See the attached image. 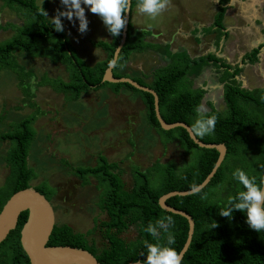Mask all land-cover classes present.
Wrapping results in <instances>:
<instances>
[{"label":"trees","instance_id":"1","mask_svg":"<svg viewBox=\"0 0 264 264\" xmlns=\"http://www.w3.org/2000/svg\"><path fill=\"white\" fill-rule=\"evenodd\" d=\"M1 3L24 16L23 23L9 39L0 42V69H6L18 80L20 90L27 89L28 78L32 70L18 65L16 53L30 58H44L50 63L64 67L68 81L58 80L53 87L59 93L68 94L67 100L74 102L87 90H98L109 86L112 93L120 89L138 93L144 107L146 124L159 136L162 144L176 141L179 147L190 153V159L184 166L154 162L147 171H133L132 187L124 189V184L116 171L117 164L108 162L102 155L97 156L92 167H76L73 174L87 182L94 178L101 188L96 206L106 216L98 224L104 245L96 247L93 241L86 239V233L73 232L67 225H54L46 246H67L87 251L99 264H128L146 259L144 241L157 243L149 233L144 231L149 223L155 224L161 217L171 216L174 226L170 228L175 242L170 247L180 252L187 236L185 218L162 210L157 200L160 196L177 191H188L198 186L210 173L218 153L214 149L200 148L192 142L183 128L177 127L168 131L160 128L153 110L151 94L137 90L126 83L110 84L101 82L104 70L112 60V54L119 44L120 36L110 42L95 41L92 45L101 50L104 60L87 66L80 60L74 48L68 42L64 32H56L51 20L39 14L42 6L36 0H0ZM137 0H131V9ZM224 9L218 8L212 26L218 30L223 27L221 20ZM63 22V19H62ZM147 32H131L127 25L125 42L122 45L115 66L112 69L114 78H129L138 85L152 90L157 97L160 118L167 124L183 123L190 128L197 118L196 108L204 94L202 89H192L187 81L188 74H197L203 66L212 65L222 69L220 82L223 84L222 102L224 110L218 112L210 107L209 115L217 116L215 131L211 135L195 138L204 144H223L225 155L208 183L198 192L173 196L165 204L188 215L193 222L190 242L182 255V264H264V231L256 232L246 223V213L235 210L231 218L222 217L219 211L228 206L230 198L244 190L233 177L236 169L243 170L250 178L254 177L259 184L264 179V138L258 140L254 134H264V90H244L236 83L234 77L239 68L230 69L211 54L196 59H189L185 53L172 55L166 47L143 42ZM155 50L165 55L169 63L157 68L151 74V82L144 83L140 78L128 77L117 73L119 63H125L131 52ZM165 49V52H162ZM162 50V51H161ZM168 51V52H167ZM258 49L252 50L240 62L246 59L252 63ZM50 83V82H49ZM40 84H46L44 78ZM28 98L26 91L22 93ZM29 96L28 102L32 104ZM39 114L38 112H36ZM36 114V115H37ZM36 115H29L20 120L5 133L0 134V141L8 142L9 148L4 155L8 174L0 186V209L5 201L15 192L26 189L34 178V173L26 165L28 148L34 139L31 123ZM2 116H0V121ZM35 191L50 201L53 191L45 184L32 186ZM26 219V212L19 214L15 228L0 243V264H29L19 244V231ZM218 226L212 228L213 224ZM132 227L136 231L133 240L125 242L121 234ZM159 243L167 244V233L161 230ZM141 253H144L141 255Z\"/></svg>","mask_w":264,"mask_h":264},{"label":"rangeland","instance_id":"2","mask_svg":"<svg viewBox=\"0 0 264 264\" xmlns=\"http://www.w3.org/2000/svg\"><path fill=\"white\" fill-rule=\"evenodd\" d=\"M43 2L47 3L48 20L58 8L63 10L60 0H36L38 6ZM172 10L177 12L176 7H168L155 20L142 14L136 20L143 26L154 25L161 35L166 33L164 36L167 37L178 20L175 18L177 14ZM85 12L89 30L83 35L77 31L78 20L74 27L66 18L62 19L64 34L77 57L91 67L105 58L104 53L92 43H108L110 36L98 16L87 8ZM23 19L20 11L0 2V42L11 38L24 22ZM135 23L137 22L131 20L130 24ZM144 40L152 43L159 41L156 34L154 38H143ZM162 50L166 53L165 49ZM139 53L131 52L125 63H119L117 73L140 78L149 84L153 70L163 67L167 61L156 52ZM15 59L18 65L32 70L33 76L26 80L27 89L24 91L28 94L27 98L22 94L24 91L20 90L22 86L19 87L16 76L6 69H0V134L9 131L24 117L39 113L30 125L34 132L26 158L27 167L34 173L30 186L45 184L54 192L50 202L56 225L64 224L73 232L86 233L88 241L101 247L104 241L98 224L106 220V216L96 206L101 188L94 178L89 177L87 182L82 183L72 170L76 167H92L97 156L102 155L108 162L117 164L116 171H119L124 189L129 190L135 169L139 172L147 171L154 162L171 163L180 168L187 164L190 153H185L175 140L161 143L162 139L146 124L144 107L138 93L120 89L114 94L106 85L98 90H87L78 100L70 102L66 98L68 94L49 87L58 80L68 81L67 72L62 65L20 53H16ZM208 70L211 77H217L213 69ZM191 75L188 74L187 81L192 80ZM42 78L46 84H40ZM200 83L201 79L193 81L192 86ZM31 95L33 105L28 102ZM206 101H211V107L216 111L224 110L219 98L209 92L200 103L209 112ZM253 136L258 140L264 138V134L260 133ZM9 145L6 141H0V186L8 174L3 159ZM135 236L136 231L132 227L121 234L125 242L133 240Z\"/></svg>","mask_w":264,"mask_h":264},{"label":"crops","instance_id":"3","mask_svg":"<svg viewBox=\"0 0 264 264\" xmlns=\"http://www.w3.org/2000/svg\"><path fill=\"white\" fill-rule=\"evenodd\" d=\"M169 7L177 8V12L172 11L177 14L175 18L178 20L167 37L164 36L166 33L161 35L154 25H140L136 20L139 15L136 6L129 14L128 24L131 30L147 32L145 39L154 38L156 34V39L159 40L157 43L148 40L143 42L166 47L172 55L183 52L189 59H196L211 54L230 68L229 73L234 68L240 69L239 74L234 77L240 88L248 91L264 90V0H171ZM221 7L224 9L220 22L223 28L218 30L212 23ZM131 20L137 23L131 25ZM255 49H258L255 61L250 63L245 59L240 64ZM144 51L156 52L149 49ZM160 55L167 61L163 66L165 67L169 59L163 54ZM209 68L214 70L216 78L210 76ZM221 73L222 69L209 64L201 67L197 74H192V80L188 82L192 89L204 91L202 99L209 92L222 102L223 84L219 80ZM199 79L200 85L193 87V81ZM205 104L209 108L212 106L211 101H206Z\"/></svg>","mask_w":264,"mask_h":264},{"label":"clouds","instance_id":"4","mask_svg":"<svg viewBox=\"0 0 264 264\" xmlns=\"http://www.w3.org/2000/svg\"><path fill=\"white\" fill-rule=\"evenodd\" d=\"M61 8L56 10L53 17L50 18L51 24L56 32H64L65 26L62 18H66L72 25L76 26L78 20L77 31L83 35L89 30V20L86 16L87 8L92 14L98 16L106 27L108 33L113 37L121 35L122 30L127 24L126 14L131 11V0H60ZM171 0H137L136 9L139 14L145 15L152 20L161 16L170 6ZM39 14L49 17L48 12L41 6ZM69 35L71 33L69 32ZM115 66V61L112 62ZM197 118L194 121L191 132L196 137L203 138L211 135L215 131L217 116L209 115L207 109L200 105L196 108ZM243 189L236 197L230 198L228 206L219 211V215L231 218L235 210L246 213V223L249 228L256 232L264 231V179L257 184L254 177L250 178L243 170L236 169L233 173ZM193 192L197 189L193 188ZM171 216L161 217L155 224L149 223L144 229L157 243H149L144 241L146 248V259L143 261H135L134 264H182V255L172 245L175 240L170 231L174 226ZM215 223L212 228L217 227ZM161 230L167 233V244L159 243ZM144 253H141L143 255Z\"/></svg>","mask_w":264,"mask_h":264},{"label":"water","instance_id":"5","mask_svg":"<svg viewBox=\"0 0 264 264\" xmlns=\"http://www.w3.org/2000/svg\"><path fill=\"white\" fill-rule=\"evenodd\" d=\"M129 14L130 12L126 14L127 24L121 32L119 44L116 46L112 54L111 62L104 70L101 82L110 84L126 83L137 90L151 94L153 98L154 115L162 130L168 131L177 127L183 128L188 137L198 147L214 149L218 153L217 159L210 173L198 186L195 187V189H197L196 192H198L208 183L218 166L221 164L225 155V147L223 144H204L198 141L192 134L190 128L183 123H165L160 118L157 97L152 90L138 85L129 78H114L112 76V62L116 61L119 51L125 42ZM196 192H193L192 189L182 192L173 191L160 196L157 200V204L162 210L179 215L187 221V236L185 243L179 252L181 255L184 254L190 242L193 232V222L184 212L167 206L165 201L173 196H185ZM24 211L26 212V219L19 231V244L27 257L29 264H99L87 251L67 246H46L48 237L54 226V214L50 202L47 201L43 195L35 191L32 186L13 193L2 205L0 209V243L6 238L8 233L15 228L19 214ZM128 264H134V262Z\"/></svg>","mask_w":264,"mask_h":264},{"label":"flooded vegetation","instance_id":"6","mask_svg":"<svg viewBox=\"0 0 264 264\" xmlns=\"http://www.w3.org/2000/svg\"><path fill=\"white\" fill-rule=\"evenodd\" d=\"M50 201H51V200H50ZM50 201H49V202H50ZM50 205H51V202H50ZM51 207H52V205H51ZM52 210H53V208H52ZM53 214H54V210H53ZM54 225H56V224L54 223Z\"/></svg>","mask_w":264,"mask_h":264}]
</instances>
